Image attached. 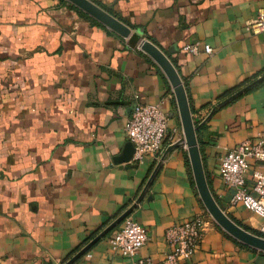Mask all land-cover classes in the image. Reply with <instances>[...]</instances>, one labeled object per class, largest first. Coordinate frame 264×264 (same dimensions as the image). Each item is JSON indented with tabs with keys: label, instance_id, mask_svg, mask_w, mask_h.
<instances>
[{
	"label": "crops",
	"instance_id": "0c3cea01",
	"mask_svg": "<svg viewBox=\"0 0 264 264\" xmlns=\"http://www.w3.org/2000/svg\"><path fill=\"white\" fill-rule=\"evenodd\" d=\"M66 1L0 0V264H64L135 202L172 144L165 139L158 159L120 162L135 95L158 105L168 130L182 136L170 84L140 49L142 39L176 66L195 121L221 94L264 73V33L246 28L264 0H93L131 28L128 37ZM192 42L213 51L184 52ZM263 130L264 79L218 107L198 141L222 210L264 235V218L232 205L233 189L218 175L220 157ZM198 214L207 220L202 240L183 264H264V252L232 238L207 213L183 146L167 153L128 215L148 233L138 256L163 260L166 228ZM122 224L72 264H134L109 249Z\"/></svg>",
	"mask_w": 264,
	"mask_h": 264
},
{
	"label": "built area",
	"instance_id": "2783aa9c",
	"mask_svg": "<svg viewBox=\"0 0 264 264\" xmlns=\"http://www.w3.org/2000/svg\"><path fill=\"white\" fill-rule=\"evenodd\" d=\"M246 28L254 33H264V8L258 11L256 18ZM182 50L193 55L200 52L210 55L213 51L209 44L200 42L185 43ZM134 98L125 125L126 138L134 145L131 160L138 162L145 156L158 159L165 139L169 138L174 143L181 136L176 129L168 130V116L158 105L143 103L138 95ZM182 146L185 148L184 144ZM218 175L226 187L233 189L232 205L241 204L264 218V130L254 138L238 142L223 154L219 159ZM206 223V218L198 214L168 226L165 231L168 251L159 262L138 256L148 233L143 225L129 216L123 219L120 228L111 233L108 245L113 254L132 258L134 264H183L198 248Z\"/></svg>",
	"mask_w": 264,
	"mask_h": 264
},
{
	"label": "water",
	"instance_id": "95a60500",
	"mask_svg": "<svg viewBox=\"0 0 264 264\" xmlns=\"http://www.w3.org/2000/svg\"><path fill=\"white\" fill-rule=\"evenodd\" d=\"M69 3L73 4L75 7L89 15L91 18L104 25L111 31L122 37H128L131 34V28L123 22L121 19L110 13L108 10L101 7L99 4L93 0H67ZM118 0H114L116 3ZM140 49L146 53L160 68L165 77L167 78L170 87L172 89L177 110L179 113V118L182 126V136L176 142L170 144L163 152L160 161L158 162L153 173L147 180L143 190L136 198L135 202L122 212L115 220H113L108 226H106L101 232H99L93 240H91L86 246L80 249L72 257H70L64 264H72L79 256L86 252L89 246L95 242L97 239L108 234L113 230L125 217H127L134 206L142 198L146 188L148 187L151 179L153 178L158 166L161 161L165 158L167 153L174 149L182 146L184 144L191 172L193 177L194 186L201 200L204 208L210 217L215 221V223L228 235H230L235 240L240 243L249 246L251 248L257 249L264 252V236L255 234L249 229L244 228L237 222H235L230 216H228L220 207L215 196L213 195L208 178L204 169L202 155L200 151L199 141H198V131L201 127L209 120L214 111L240 94L244 93L253 84L258 83L260 80L264 79V75L259 76L250 83L244 85L238 90L231 93L229 96L218 102L213 106L207 116L196 123L193 118L191 105L189 102L188 94L186 91V86L180 73L178 72L176 66L173 64L168 55L158 47L154 42L149 39H142L140 41ZM134 153V145L132 142H128L120 156V162H127L132 158Z\"/></svg>",
	"mask_w": 264,
	"mask_h": 264
},
{
	"label": "trees",
	"instance_id": "16d2710c",
	"mask_svg": "<svg viewBox=\"0 0 264 264\" xmlns=\"http://www.w3.org/2000/svg\"><path fill=\"white\" fill-rule=\"evenodd\" d=\"M66 2L68 3V6H69L71 9L77 11L81 16H84V17H86V18H91L89 15H87L86 13H84L83 11H81L80 9H78L77 7H75L73 4L69 3L68 1H66ZM100 6H101V5H100ZM102 7H103V6H102ZM103 8H104V7H103ZM104 9H105V8H104ZM94 22H96L97 24L101 25L99 22H97V21H95V20H94ZM262 74H264V73L256 74V75L254 76V78H252V79H247V80H245V81L239 83L238 85H236V86L230 88L229 90H227L226 92H224L223 94H221L218 98L221 99V100L224 99L225 97L229 96V95H230L231 93H233L234 91L238 90L239 88L243 87L244 85H246V84L250 83L251 81L255 80L256 78H258L259 75H262ZM258 83H259V82H258ZM258 83L253 84L251 87H249V88L246 90V92L253 90V89L257 86ZM239 96H240V95H239ZM198 122H200V121H199V120H196V123H198ZM246 229H248V228H246ZM249 230H250V229H249ZM251 231L254 232L255 234L260 235V236H264L261 232H258V231H256V230H251Z\"/></svg>",
	"mask_w": 264,
	"mask_h": 264
}]
</instances>
